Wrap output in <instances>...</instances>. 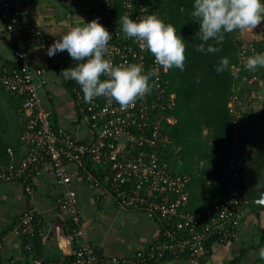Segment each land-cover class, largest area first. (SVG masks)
<instances>
[{"label": "built area", "instance_id": "obj_1", "mask_svg": "<svg viewBox=\"0 0 264 264\" xmlns=\"http://www.w3.org/2000/svg\"><path fill=\"white\" fill-rule=\"evenodd\" d=\"M149 1L108 0L110 5L106 0H95L92 4L94 17H98L113 34L108 58L114 64H141L145 72L158 69L160 76L149 94L128 107L109 103L104 97L86 104L79 85L73 80V102L90 133L88 140H81L62 126L52 124L49 112L43 106L39 86L45 83V70L33 67L29 58L32 47L40 41V28L27 21L19 7L10 0H0V21L11 38L12 61L17 62L16 66L15 63L9 66L0 62V83L22 98L26 120L20 137L21 156L15 158L13 151L8 149L11 160L0 168V184L18 181L23 185L27 205L14 231L24 248H30L34 237L40 235L30 194L37 177L49 167L55 182L63 189L56 200L58 210L72 222L71 235L77 239V245L65 264H101L98 253L81 228L69 164L84 167L85 181L93 187H104L120 208L140 210L159 222L160 230L155 241L138 249L132 258L125 260L127 264L157 262L185 254L199 259L207 252V241L212 239L229 244L236 239L249 207L243 195L246 173L243 166L250 144L248 140L253 136L251 119L256 117L244 114L242 93L250 91L249 87L260 81V70L264 72V68L249 71L244 68V63L248 56L264 52V38L239 41L237 62L230 66L231 74L240 78L245 89L239 91L235 85L228 100L233 139L225 174L226 193L205 214L190 211L189 178L174 173L160 156L169 144L167 136L162 133V122L174 121L167 112L176 101V95L168 85V69L160 68L154 56L146 49L142 50L133 39H126L118 21L123 14L132 18L150 14ZM85 160L92 163L96 172L103 166V172L94 176L86 169ZM33 264L41 262L34 260Z\"/></svg>", "mask_w": 264, "mask_h": 264}, {"label": "crops", "instance_id": "obj_2", "mask_svg": "<svg viewBox=\"0 0 264 264\" xmlns=\"http://www.w3.org/2000/svg\"><path fill=\"white\" fill-rule=\"evenodd\" d=\"M10 1L19 7L27 21L40 28V41L29 54L32 63L45 70V83L39 86V93L51 123L69 130L78 139L88 140L89 130L73 102V80L60 76L61 70L71 66L74 61L66 51L49 57L47 48L54 41L50 32L57 33L83 20L87 22L95 18L92 9L95 0ZM249 39L246 30L235 34L237 42ZM12 60L11 38L0 21V62L11 63ZM22 149L17 158L21 156ZM68 170L77 195L83 234L95 248L101 264H127L125 260L132 258L138 249L155 241L160 230L157 220L148 218L140 210L117 206L104 187H93L85 181L84 167L69 164ZM62 190L49 167L35 180L30 195L40 235L27 249L14 231L27 205L23 185L18 181L0 184V264H33L34 260H39L41 264H65L70 259L77 239L71 235L70 219L57 207L56 200ZM257 213L259 218H256ZM263 227L264 209L249 206L236 239L231 243L212 242L207 246L205 256L199 259L185 254L151 264H264V260L258 256L260 247L264 246Z\"/></svg>", "mask_w": 264, "mask_h": 264}, {"label": "trees", "instance_id": "obj_3", "mask_svg": "<svg viewBox=\"0 0 264 264\" xmlns=\"http://www.w3.org/2000/svg\"><path fill=\"white\" fill-rule=\"evenodd\" d=\"M193 2L194 0H150L148 4L150 14H156L165 22L173 24L177 33L185 39L186 45L184 70L175 67L168 69V85L175 93L176 101L175 106L167 112L174 121L162 122V133L167 136L169 144L160 156L174 173L189 178L188 210L205 214L226 193L225 174L233 139L228 100L240 78L230 72V66L238 59L235 40L237 31L225 34L223 44L218 46L219 51L214 54L196 51L195 46L201 41L196 35L199 25L192 21L193 17L190 15ZM221 57L229 59V68L217 73L215 67ZM12 63L17 65L13 61L4 65L10 66ZM30 63L33 67H38L31 59ZM260 72L261 79L264 80V72ZM254 118L251 121H254L255 130L252 129L253 136L248 140V149H251L259 125L264 121V110ZM25 126L22 98L0 83V168L11 160L8 149L13 151L15 158L18 157L22 147L20 137ZM248 158L247 151L244 171L247 170ZM85 167L94 176H99L104 170L101 166L97 172L94 171L88 160H85ZM249 206L264 209L262 205L249 203ZM259 216L257 213L256 218ZM70 224L72 228V222ZM262 232L264 233V227ZM212 242V239L207 241L206 247ZM151 263L153 261L145 264Z\"/></svg>", "mask_w": 264, "mask_h": 264}, {"label": "clouds", "instance_id": "obj_4", "mask_svg": "<svg viewBox=\"0 0 264 264\" xmlns=\"http://www.w3.org/2000/svg\"><path fill=\"white\" fill-rule=\"evenodd\" d=\"M106 2L110 4L108 0ZM190 15L192 21L199 25L196 35L201 43L195 46L196 51L214 54L223 44L225 34L252 30L264 20V0H194ZM118 21L124 37L133 39L142 50L150 52L160 68L184 70L185 39L177 33L173 24L156 14L136 18L123 14ZM50 33L54 41L48 46L47 55L52 57L59 52L68 53L74 63L62 69L60 76L79 85L86 104L104 97L109 103L128 107L149 94L155 81L159 80L158 69L145 72L141 64H114L108 58L109 41L113 34L98 17ZM228 68L229 59L221 57L215 71L220 73ZM244 68L252 72L264 68V52L248 56ZM258 256L264 260V246L260 247Z\"/></svg>", "mask_w": 264, "mask_h": 264}, {"label": "water", "instance_id": "obj_5", "mask_svg": "<svg viewBox=\"0 0 264 264\" xmlns=\"http://www.w3.org/2000/svg\"><path fill=\"white\" fill-rule=\"evenodd\" d=\"M243 195L249 203L264 206V121L249 153Z\"/></svg>", "mask_w": 264, "mask_h": 264}, {"label": "rangeland", "instance_id": "obj_6", "mask_svg": "<svg viewBox=\"0 0 264 264\" xmlns=\"http://www.w3.org/2000/svg\"><path fill=\"white\" fill-rule=\"evenodd\" d=\"M264 20H262L254 29L252 30H246V32L249 34L250 39H256V38H264V25H261V23H263ZM260 32H263L261 35H258ZM261 81V80H260ZM260 81H258L254 87H249L251 88L250 91H246L243 92V100H242V108H243V112L246 115H257V114H261L262 111L264 110V82L263 84H260ZM238 88H236L237 90H244L245 89V84L242 83L240 80L237 84ZM235 90V88H234ZM253 123L254 126V121H252L250 123V125ZM255 123H258V121H255ZM260 124V122H259ZM261 125H259L260 127ZM255 130V128H252ZM251 130V129H250ZM255 132V131H254ZM256 136V135H255ZM254 144V142H253ZM178 149H175V151H177ZM250 149H248L247 151H249Z\"/></svg>", "mask_w": 264, "mask_h": 264}, {"label": "flooded vegetation", "instance_id": "obj_7", "mask_svg": "<svg viewBox=\"0 0 264 264\" xmlns=\"http://www.w3.org/2000/svg\"><path fill=\"white\" fill-rule=\"evenodd\" d=\"M255 139H256V136H255ZM255 139H254V140H255Z\"/></svg>", "mask_w": 264, "mask_h": 264}]
</instances>
